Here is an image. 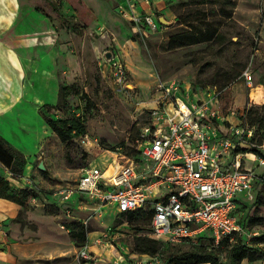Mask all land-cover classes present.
Masks as SVG:
<instances>
[{"label":"rangeland","instance_id":"rangeland-1","mask_svg":"<svg viewBox=\"0 0 264 264\" xmlns=\"http://www.w3.org/2000/svg\"><path fill=\"white\" fill-rule=\"evenodd\" d=\"M81 1L87 8L82 9V14L77 13L70 0L34 2L54 27V44L64 46L56 57L59 84L72 85L74 91L67 97L65 109L46 108L44 112L56 119L79 118L82 128L100 144L82 147L72 140L65 147L54 134L41 157L37 154L31 161V183L26 185L31 184L40 192L24 217L33 229H38L34 221H39V234L49 233L51 228L43 221L48 219L56 224L54 234L66 235L67 229L61 225L70 218L63 206H75L81 193H74L72 202L56 210L58 191L73 185L80 169L89 163L106 167L111 156L102 153L103 150L125 154L127 148H133V139L149 118V109L158 103L157 82L168 84L175 80L192 93L216 89L220 116L224 118L217 123L224 133L238 123L242 110L250 103L258 117L264 115L261 108L264 102L254 103L249 97L251 88L264 87V0H148V4L137 0L143 12L162 16L166 21L156 22L154 31L143 28L140 32L133 31L130 21L120 13L119 0ZM180 35L184 39L179 40ZM200 37L204 40L193 42ZM182 41L184 45L178 46ZM106 52L117 55L123 62L132 90L126 91L116 83ZM246 71L251 75L250 85L244 77ZM231 108L236 110L233 116ZM237 127L243 129L237 138L243 153L241 163L251 167L255 174L251 189L238 196L241 201L237 214L243 222L248 221V231H258L252 235L254 240L249 248L262 255L257 261L243 260L242 264H264V241H257L264 234V162L259 163L260 159L264 160V126L238 123ZM253 149L261 155L252 153ZM40 161L45 170H39ZM0 171L14 187H21L6 168ZM83 194L86 199L87 193ZM59 202L62 201L59 199ZM70 212L88 219L91 231L108 233L107 242L95 244L90 264L95 259L100 264H165L160 255L149 256L131 250L133 237L148 231L145 219L131 222L119 219L114 207L108 204L98 207L97 213L88 205L83 211L70 209ZM13 222L7 228L0 223V234L12 231ZM100 234H90L89 240ZM208 234L199 242L213 248L221 264H230L228 246L216 245ZM192 245L187 241L167 243L173 251L187 250ZM73 250L79 262L75 245ZM4 252L0 251V264H14ZM119 254L122 260H118Z\"/></svg>","mask_w":264,"mask_h":264},{"label":"built area","instance_id":"built-area-1","mask_svg":"<svg viewBox=\"0 0 264 264\" xmlns=\"http://www.w3.org/2000/svg\"><path fill=\"white\" fill-rule=\"evenodd\" d=\"M119 11L134 31L157 28L153 15L137 14L130 0ZM106 61L116 83L126 91L132 90L120 58L111 55ZM244 77L250 85L248 71ZM157 88L158 103L149 109V118L133 139L136 154L103 150L111 156L106 167L89 163L81 168L74 184L58 191L56 205L72 201L73 194L80 192L77 200L92 205L94 213L108 204L116 215L131 211L148 214V231L143 235L164 243H197L206 232L215 244L223 239L233 242L238 236L248 243L258 231H248L237 214L238 196L251 189L255 178L252 168L241 163L243 153L238 148L237 138L243 129L237 125L247 126L244 110L238 123L224 133L217 123L224 118L220 116L216 89L192 93L175 80L157 82ZM235 112L231 108L232 116ZM77 142L82 147L100 145L88 132ZM109 166L112 173L105 174ZM83 193H87L86 199ZM63 207L70 215L71 206ZM73 221L88 225L84 217ZM107 235L103 231L95 244L107 242ZM76 257L81 264L92 258L88 237L86 244L77 248Z\"/></svg>","mask_w":264,"mask_h":264},{"label":"crops","instance_id":"crops-1","mask_svg":"<svg viewBox=\"0 0 264 264\" xmlns=\"http://www.w3.org/2000/svg\"><path fill=\"white\" fill-rule=\"evenodd\" d=\"M144 1L148 4V0ZM34 2L35 0H0V135L27 156L23 176L20 180L13 178L21 187H32L31 184L26 185L31 183V161L37 154L41 157L43 149L46 151V145L54 135L43 119L40 108L44 104L54 105L57 101L59 78L56 57L64 47L54 44V27L49 23L48 15L38 10ZM130 2L135 4L137 14H150L142 11L137 0ZM126 5L127 0H119V8ZM152 15L155 22H160L159 18L162 16ZM0 168L5 167L0 163ZM75 203V206L71 205V209L78 211H83L87 205L90 208L92 206L78 200ZM21 209L20 205L0 198V223L7 228L14 221L13 229L9 231L11 234H0V247L4 248L0 251H5L8 260H12L14 264L80 263L74 256L75 244L69 237L68 230L63 236L54 234L56 224L47 219L43 221L51 228L47 230L50 229L49 233L39 234V221H34L38 229H33L28 220L26 224L14 220ZM65 214L70 218L68 222L73 221V218L83 217L71 212L68 215L66 211ZM103 231H90L89 235ZM95 239L89 240L91 251L96 246ZM120 257L122 255L119 254L118 259ZM86 264H90V261ZM93 264L100 263L95 259Z\"/></svg>","mask_w":264,"mask_h":264},{"label":"trees","instance_id":"trees-1","mask_svg":"<svg viewBox=\"0 0 264 264\" xmlns=\"http://www.w3.org/2000/svg\"><path fill=\"white\" fill-rule=\"evenodd\" d=\"M70 2L74 5L77 13L79 12V14H82V9H87L81 0H70ZM180 38L184 39L183 35H180L179 40ZM202 40H204V38L202 39V37H200L193 42H201ZM177 45L183 46L184 41L178 43ZM73 93L74 91L72 85L59 84L56 103L54 105L44 104L40 108V113L46 124L65 147H67L68 143L72 140H76L77 142L78 138L87 133V131L82 128L79 118L56 119L47 115L44 112V109L55 107L65 109L68 106L67 97ZM227 93H229V91H227ZM231 102L232 99L229 98V103ZM248 105V107L244 108L245 121L250 125L258 123L259 126H264V115L258 117L257 110H255L254 106H251V103ZM261 108H264V105H262ZM251 151H255V153L261 155L256 149ZM125 154L127 156L135 155L136 151L134 150V147L131 149L127 148ZM27 162V156L0 135V163L8 169L12 178L19 179L23 176ZM39 192L40 191L35 187H14L11 181L0 172V198L10 200L22 207L18 216L14 220L19 221L22 224L27 223V219L24 215L29 210L32 200L39 197ZM58 209L59 206L56 205V210ZM116 216L119 219L124 218L127 222L145 219L149 223V216L143 211L122 212ZM243 225L247 227L248 221L243 222ZM64 227L68 230L69 236L77 248L86 244L87 235L92 229L90 225L85 226L81 221L65 222ZM203 237L204 236H200L198 242L193 243L190 249L173 251L167 247V243L155 240L143 234H138L133 237L131 250L133 252L149 256L160 255L162 256L165 264H221L218 253L213 248L199 242V240H202ZM210 240L213 242L212 238H210ZM253 240L254 237L250 238L247 243L238 236L233 242H229L228 239H223L216 245L228 246L230 264H242L243 260L253 262L262 258V255L257 254L256 251L249 248ZM257 241H264V234L259 236Z\"/></svg>","mask_w":264,"mask_h":264},{"label":"bare ground","instance_id":"bare-ground-1","mask_svg":"<svg viewBox=\"0 0 264 264\" xmlns=\"http://www.w3.org/2000/svg\"><path fill=\"white\" fill-rule=\"evenodd\" d=\"M249 97L250 99L254 102V103H262L264 102V87L262 86H254V88H251V91L249 93ZM112 173V169H106L105 174H110Z\"/></svg>","mask_w":264,"mask_h":264},{"label":"water","instance_id":"water-1","mask_svg":"<svg viewBox=\"0 0 264 264\" xmlns=\"http://www.w3.org/2000/svg\"><path fill=\"white\" fill-rule=\"evenodd\" d=\"M159 21H160L161 23H166V21L164 20L163 17H160V18H159ZM105 56H106V57H110V56H111V53H110V52H106V53H105ZM39 170H45V166H44V164H43L42 161L39 162Z\"/></svg>","mask_w":264,"mask_h":264}]
</instances>
